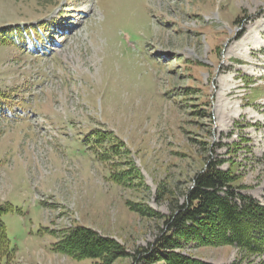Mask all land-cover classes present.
<instances>
[{"label": "rangeland", "instance_id": "374dc122", "mask_svg": "<svg viewBox=\"0 0 264 264\" xmlns=\"http://www.w3.org/2000/svg\"><path fill=\"white\" fill-rule=\"evenodd\" d=\"M14 24L44 35L0 44V264H92L53 250L77 225L125 247L112 264H145L209 162L264 203V0H0V27ZM107 130L122 145L102 147Z\"/></svg>", "mask_w": 264, "mask_h": 264}, {"label": "trees", "instance_id": "16d2710c", "mask_svg": "<svg viewBox=\"0 0 264 264\" xmlns=\"http://www.w3.org/2000/svg\"><path fill=\"white\" fill-rule=\"evenodd\" d=\"M31 31L30 28L27 32L17 26L1 30L0 44H21ZM97 132L95 129L90 134ZM100 133L102 135H99L97 142L100 141L102 147L122 145L121 140L112 141L106 137L109 131ZM107 152L113 156L120 155V150L110 153L108 149ZM115 165L118 166L119 162ZM130 174V169L118 171V182L129 184ZM123 179L127 181L122 182ZM237 181L231 164L227 170H222L218 161L206 163L193 178L185 201L175 206L165 218V227L154 247L143 255L145 264H215L184 253L187 245L232 246L242 260L251 262L249 259L255 256L261 258L256 264H264V203L241 193L239 190L242 187ZM130 206L142 215L159 216L147 206ZM5 246L4 226L0 218V256L5 254ZM53 250L75 260L89 259L92 264H112L129 253L113 237L81 225L63 231ZM141 251L136 249L134 259Z\"/></svg>", "mask_w": 264, "mask_h": 264}, {"label": "bare ground", "instance_id": "6f19581e", "mask_svg": "<svg viewBox=\"0 0 264 264\" xmlns=\"http://www.w3.org/2000/svg\"><path fill=\"white\" fill-rule=\"evenodd\" d=\"M252 30H255V29H252Z\"/></svg>", "mask_w": 264, "mask_h": 264}]
</instances>
